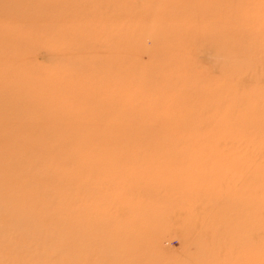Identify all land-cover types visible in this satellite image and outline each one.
Instances as JSON below:
<instances>
[{"label": "rangeland", "instance_id": "374dc122", "mask_svg": "<svg viewBox=\"0 0 264 264\" xmlns=\"http://www.w3.org/2000/svg\"><path fill=\"white\" fill-rule=\"evenodd\" d=\"M34 3L30 7L32 13L19 17L18 24L9 18L6 21L14 33L23 35L22 47L26 48L7 58L14 77L10 83L27 90L34 80L43 81L45 86L39 94L55 93L59 107L63 104L68 108L63 111L64 117L59 121L62 123L115 122L116 119L98 118L122 115L127 117L123 127L132 123L141 128L143 124H151L143 127H158L167 132L168 127L173 129L169 132L172 138L166 137L170 142L150 137L85 143L93 145V150L99 143L117 146L170 143L172 149L148 151L136 157V153L113 155L98 150L86 154L73 147L76 154L72 162L73 187L55 189V192L63 190L61 200L69 192L71 197L63 199V211L52 206L60 218H72L64 223L71 243L61 247L57 237L61 228L52 224L44 227L24 214L38 202L6 204L12 193L19 195V188L9 191L8 185L28 181L27 172L16 176L12 171L11 166L21 159L19 154L8 156L7 149L20 147L17 143L24 138L8 124V130L0 131V264H264V251L259 245L264 242V213L249 214L247 203L252 178L247 165L256 163L255 160L264 165V129L243 135L247 139L238 138L225 134L223 128L229 127H222L218 119L219 115H226L228 106H219L218 101L222 97L231 100L229 87L233 94L239 95V103L249 94L259 108L264 107V1L49 0L45 4L34 0ZM233 7L241 8L237 11L248 24L237 25L240 32L249 26L254 34L248 30L249 40L243 38L238 49H233L232 44L224 49L217 42L219 39L223 42L222 34H228L232 27L235 16L229 24L223 21ZM250 18L257 22L249 25ZM162 30L164 33L170 30L171 36L162 38L156 34ZM211 31L217 35H210ZM24 51H28L26 57ZM257 51L259 56L255 59ZM234 66L249 69V75L245 72L235 76L241 80L237 79L238 86L235 80L231 84ZM50 73L53 76L49 82ZM246 75L247 83L243 84L242 76ZM43 113L27 128L49 126L40 120ZM15 116L18 128L21 119L19 113ZM261 119L264 120V114ZM210 127L212 134L208 133ZM185 129L190 140L180 138ZM201 133H207L208 137L201 140ZM245 142H249V151ZM187 146L196 149L186 151ZM96 151L99 154L93 153ZM158 159L169 163L155 162ZM123 161L135 164H121ZM86 162L90 167L83 174L81 166ZM95 163H99L100 172H96ZM112 163L118 164L110 166ZM35 166L31 173L36 172ZM113 177L119 182L111 183L109 179ZM148 180L154 183L148 185ZM163 181H172L175 190L165 191ZM258 186L264 188V184ZM133 188L141 192L135 194L131 192ZM184 193L188 200H182ZM193 195L201 197L198 203L190 200ZM218 205L222 207L215 209ZM204 209L216 212L204 218ZM178 215L187 226L180 223ZM163 216L165 222H161L159 231L158 220L163 221ZM156 240L161 243L158 249Z\"/></svg>", "mask_w": 264, "mask_h": 264}, {"label": "bare ground", "instance_id": "6f19581e", "mask_svg": "<svg viewBox=\"0 0 264 264\" xmlns=\"http://www.w3.org/2000/svg\"><path fill=\"white\" fill-rule=\"evenodd\" d=\"M38 1H45V4H46L47 1L49 0H38ZM34 4H35L34 0H0V20H1L0 26L3 27L0 30V101L3 102V107H0V112H1L0 131L3 133L4 131L8 130L7 126L9 124V126H11L10 128H13V129H16V131H19L20 135L24 138V139H20L19 142L17 143V144H20V147L19 146L18 148L8 147L7 155L12 156V155L19 154L21 162L19 164H13V166H11L12 171L16 173V176H21L25 174V172H27V178H28V181L26 183L23 182L20 185L17 183H14L11 186L8 185L9 191L14 190L15 188H19L17 190L19 195L12 193L11 196L6 201V204L20 205L21 203L29 204V203L38 202L39 204L32 207L31 209L26 210L24 214L26 215L28 219H31L32 221L41 222V224L44 227H46V225L48 226L49 224H52L56 228H59V229L61 228L59 231H57L58 232L57 237L59 238V245L61 247H66L71 242H69L70 235H68V233L65 231L67 227L65 226L64 223L70 222V219L72 220V218L68 216L64 218H60V215L58 213L52 211V206L57 211H63V208H62L64 206V204L62 203L63 199L65 200L66 198L71 197L70 192L67 193V195L65 194L64 195L65 198H63L62 200L60 198V195L63 194L61 192L64 189L68 190L72 186L71 184H73L74 182L73 172L75 170L73 171L72 162H74L73 159L76 154L73 151L74 150L73 147L79 148L80 152L82 153L86 152V154L92 153V151L94 150H98L102 154L104 152H110L113 155H116L117 153L125 154L129 152L130 154L136 153L137 154L135 155L136 157H141L142 153H146L148 151L155 152V151H161V150H165L168 148L170 149L172 148L171 146H168L170 143L168 145L164 143L162 144L158 143V145L157 144L151 145V144H129L127 143V144L120 145V146L111 145L108 143H105V144L99 143L98 145L97 144L95 145L94 150H93L92 149L93 145H90V144L85 145V143L87 144L93 141L111 142L114 140L134 141V140H142V139H152L150 137H153V138L158 137L163 141L170 142L171 140H166V137L170 138L169 136L171 135H169V132L170 130L173 131V129L168 127L169 131L167 132V131H163L165 129H161V128L158 129V127H153L154 129L152 127H143V126H150L151 124H148V125L143 124L141 125L142 126L141 128L140 125L139 126L137 124L133 125L132 123L131 125L133 126L128 124L126 127H123L124 125L122 124L123 120H126L127 117L122 116V115L120 116L117 115L115 118L106 117V116L98 118V119L108 118V121L109 119L114 120V121L116 119L115 122H103V123L92 122L91 125H82L78 123L77 124L62 123L59 121H61V118L64 117L62 115L63 111L68 110V108H65L63 104H61V107H59V104L56 101L57 96L55 93L51 94L50 92H48L46 93V95L39 94L40 89L43 86H45L43 81L38 83L36 79L34 80L35 82L32 83L31 75L29 74V78L31 80L29 83H32V86L30 88L28 87L27 90L24 87L21 88L19 85L11 84L10 81L14 82V77L12 73H10V70H9L10 62L8 59L9 63H7V58L8 57L10 58L13 54H16L15 52H21L25 50L26 48L22 47L24 45V41L21 36L23 35L19 33H14L6 25V21L9 18L10 19L9 21L14 22V24H18L19 17H27L32 13L30 11V7L33 8ZM239 9L241 8L233 7L232 9H230L229 16H227L225 20L223 21L225 24L226 23L229 24L235 16V19L232 22V27L228 29L229 31L228 34L226 32H224L226 33L225 35L222 34L225 37V38L221 37L223 42L220 41V39L217 42V45L223 46L224 49L229 44H232L233 49H236V48L238 49V47L242 45L241 41L243 38L249 40V36H246V34H248V30H250L251 33L254 34V32L251 29H249V26L247 27V30L243 28L242 31L245 30L243 33L240 32V27H237V25H240L242 23L244 24H247V23L245 19L243 20L241 19L240 11H237ZM239 18L242 21H240ZM252 22H257V21L255 18H250L249 25ZM171 33L172 32L170 30H166V33H164V30H162L160 32L158 31L156 34L161 35V37L163 38L166 35L171 36ZM213 33L214 32L211 31L210 35H213ZM215 34L216 33H214V35ZM23 54H24L23 57H26L28 55V51H24ZM258 56L259 55L257 51L255 53V59H257ZM15 58H17V56ZM15 61L11 63H14ZM183 64L188 66L187 62ZM24 66L26 67L28 65L25 64ZM231 70H232L231 74L233 75L231 76L233 80L230 78L232 80L231 84L234 83L235 81H236L235 83H237L238 78L235 79L236 78L235 76H238L239 74L242 75V73L244 74L245 72L246 74L249 73L248 68L240 69L237 66H234ZM248 75L242 76V79H243L242 81H244V83L242 82L243 84L247 83ZM52 76H53V73L48 74L47 80L49 81V79ZM230 79L229 81H231ZM238 81H241V80L238 79ZM25 83H27V81H25ZM222 84L226 85V83H222ZM239 84L240 83H237L236 85L238 86ZM32 87H35V89L32 90ZM50 87L52 88V85ZM245 88L246 87H244V89ZM53 89L55 90V84H53ZM228 90L231 91V95H230L231 100L227 101L226 99L222 97L218 101L219 106L223 104L228 106L227 112L225 110L221 111V112H226V115L224 116L219 115V118H218L220 120V125L222 127H229V128H223L225 134H231L238 138H244L243 135L248 136V135H252L253 133H257L263 130L264 120L262 121L261 116L264 114V107L259 108V105L254 103L255 99L253 98V95L250 96L249 94H247V96L249 95L248 96L249 98L244 94L245 96H243L242 99L240 98L241 100L239 103L238 102L239 95L236 92L233 94L234 90L231 87H229ZM212 91L214 92L215 88L214 89L212 88ZM236 96H237V103L235 102ZM13 99H16L15 103L12 102ZM22 104H23V107H21ZM237 106L239 107L238 108L239 110L237 109ZM102 109H105V108H102ZM34 110H36V112H34ZM42 112L44 113L42 114L40 120L49 126H46V127L36 126L32 128H27L29 123L32 120L36 119V116H38ZM15 113H19V118L21 119V125L18 128L16 127L17 120H16ZM66 116H68V114H66ZM82 117L87 118L89 116L84 115ZM89 118L93 119L92 117H89ZM208 130H209L208 133L212 134V127L208 128ZM183 131H184V134L180 138L182 139L185 138L187 140H190L189 139L190 133L186 129ZM199 136H200V139L203 140V139H206V137H208V134L201 133L199 134ZM224 138H228L230 140L233 139V137H224ZM200 139L198 137V140ZM244 139H247V138H244ZM245 143L247 144L248 151H249V142L248 143L245 142ZM185 149L186 151L190 150V152H192V151H195L196 147L187 146L185 147ZM202 149L207 150L205 147H202ZM210 149H215V147H210ZM98 151L93 152V153L99 154ZM83 157H86V156H83ZM10 160L17 161V159L15 158H11ZM46 162H50L52 165H54V167L47 166ZM135 162L138 163L137 161ZM155 162H158V163L164 162L165 164L169 163V161L165 159H162V160L158 159ZM255 162L256 163L247 165L249 168V177L250 176L252 177L251 181L249 179V200H247V203H249V214L251 211V213L254 214V216H256L257 212L264 213V188L258 186L259 184L260 185L264 184V165L258 163L257 160H255ZM120 163L121 164L125 163L131 166L135 164L132 161L131 162L123 161ZM144 163H149V162H144ZM31 164H33V166L37 164L38 167H40L41 164H43L44 166L40 168L35 166L36 172L31 173V169H33V166L31 168L29 167V165ZM107 164H110V163H107ZM116 164L118 163H112V165L110 166H114ZM206 164L209 165L208 163ZM233 164L234 163H231L233 168H236V166ZM94 165L96 167L95 168L96 172H100V169H98L99 163H95ZM149 165H152V164H149ZM88 167H90L89 162H86L85 165L81 166L83 174L89 169ZM37 170H42V172L38 173ZM6 172H11V171H6ZM103 175L104 173L102 174V176ZM143 177L144 175L142 177H139L136 181L141 180ZM113 180L115 182H119L114 177L109 179L111 183ZM121 182H124V179L121 180ZM147 182H148V185H151L154 183V181L152 180H148ZM171 182L170 181L162 182V187L165 191L172 192L173 190H175V186H171ZM58 186H62L63 190L60 192H55V189H57ZM131 192L138 194L137 192H141V190L140 189L136 190L135 188H133ZM185 193L182 196V200H188L187 197L185 196ZM198 199H201V197L196 196V195H193L190 197V200H194L195 203L199 202ZM55 204H59V206L55 207ZM13 207L14 205L12 206V208ZM220 207L222 206L218 205L215 209H218ZM251 209L255 210L256 212L254 213ZM203 212H204V218H210L211 214L216 212V210L212 212V209L209 211H206V209H204ZM14 213L16 214L15 211ZM164 217L165 216L162 217L163 221H161V219L158 220L159 226L157 227L159 231L161 229V222H165ZM178 217H179L180 223L184 226H187L184 223V221L180 219L179 215ZM52 232L53 231H50L48 234L51 236ZM55 234L57 235V233ZM256 234H259V232H256ZM256 234L255 236H258ZM184 241H187V237H184ZM155 243L157 246L156 248L158 249L161 243L160 241H157V240L155 241ZM259 245H260V249L264 251V242L262 241L261 244ZM253 253L254 251L252 252V254ZM259 255H262V254H259ZM251 256L254 257L253 255ZM251 262H254V261H251ZM260 262H261V258H260Z\"/></svg>", "mask_w": 264, "mask_h": 264}]
</instances>
